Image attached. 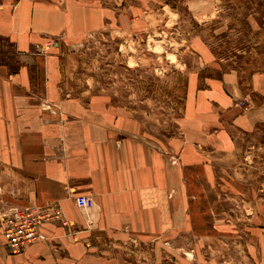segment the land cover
I'll list each match as a JSON object with an SVG mask.
<instances>
[{
	"label": "crops",
	"instance_id": "crops-1",
	"mask_svg": "<svg viewBox=\"0 0 264 264\" xmlns=\"http://www.w3.org/2000/svg\"><path fill=\"white\" fill-rule=\"evenodd\" d=\"M210 1L186 3L196 18L208 12L198 5ZM107 5L0 0V33L22 57L14 69L0 64V215L28 206L61 215L40 227L46 240L18 255L8 254L0 227V264L136 262L141 252L127 247L157 246L195 216L208 215L206 204L219 193L213 169L234 166L238 137L264 127V70L251 75L244 93L231 78L205 80L202 89L191 79L177 143L141 134L110 95L73 92L65 63L74 54L68 51L109 25ZM124 18L120 13L114 20ZM81 195L87 205L79 208ZM254 226L264 247V221Z\"/></svg>",
	"mask_w": 264,
	"mask_h": 264
},
{
	"label": "rangeland",
	"instance_id": "rangeland-1",
	"mask_svg": "<svg viewBox=\"0 0 264 264\" xmlns=\"http://www.w3.org/2000/svg\"><path fill=\"white\" fill-rule=\"evenodd\" d=\"M104 1L109 25L68 51L74 55L65 63L67 86L110 95L154 142L182 139L191 79L202 89L205 80L231 78L244 93L251 75L264 70V0H213L196 6L208 11L196 18L187 0ZM120 13L126 18L117 24ZM21 60L12 39L0 33V64L14 69ZM238 138L237 163L213 169L219 193L206 204L208 215L195 216L157 246L127 247L141 252L132 264H264L261 228L254 226L264 221V127Z\"/></svg>",
	"mask_w": 264,
	"mask_h": 264
},
{
	"label": "built area",
	"instance_id": "built-area-1",
	"mask_svg": "<svg viewBox=\"0 0 264 264\" xmlns=\"http://www.w3.org/2000/svg\"><path fill=\"white\" fill-rule=\"evenodd\" d=\"M79 208L87 205V197L75 199ZM61 217L57 209H41L34 206L10 207L0 215L1 233L9 255H18L36 241L47 238L40 231L46 223H53Z\"/></svg>",
	"mask_w": 264,
	"mask_h": 264
}]
</instances>
